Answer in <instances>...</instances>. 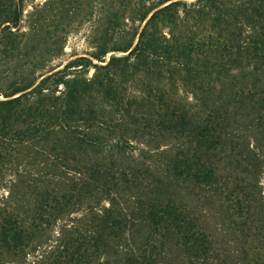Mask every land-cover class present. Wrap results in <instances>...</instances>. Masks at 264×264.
I'll return each mask as SVG.
<instances>
[{
  "label": "trees",
  "instance_id": "obj_1",
  "mask_svg": "<svg viewBox=\"0 0 264 264\" xmlns=\"http://www.w3.org/2000/svg\"><path fill=\"white\" fill-rule=\"evenodd\" d=\"M117 1L118 9L107 18L109 26L128 12L132 22L143 24L128 44L120 42L112 49L128 54L111 56L104 65L90 64L95 68L92 79L74 80L61 101L46 87L61 71L45 76L34 88V81L19 82L6 97L32 89L0 101L1 147L10 140L50 136L56 123H63L61 117L69 118L79 108L92 85L116 99L114 75L143 66L144 73L162 77L164 72H183L180 81L191 90L192 102L185 103L147 84L143 92L149 109L133 115L143 130L173 141L165 171L156 175L135 163L113 159L88 162L69 191H41L31 214L0 210V264H9L7 257L29 253L70 205L76 187L84 195H109V205L97 210L91 230L64 234L52 252L43 251L32 263L164 264L170 247L178 248L187 264H213L216 259L209 235L179 195L183 190L202 195L226 188L231 178L223 182L230 176L222 174L220 154L252 137L240 133L244 126L258 132L257 137L264 134V0ZM20 13L12 0H0V36L2 25L16 26ZM9 35L12 32L7 35L11 45ZM108 51L102 47L95 58L103 59ZM55 83L67 85L58 79ZM28 95L41 98L29 102ZM16 125L20 126L13 129ZM112 148L125 150L119 143ZM232 179L234 189L223 199L242 212L238 193L243 186Z\"/></svg>",
  "mask_w": 264,
  "mask_h": 264
},
{
  "label": "rangeland",
  "instance_id": "obj_2",
  "mask_svg": "<svg viewBox=\"0 0 264 264\" xmlns=\"http://www.w3.org/2000/svg\"><path fill=\"white\" fill-rule=\"evenodd\" d=\"M12 1L21 13L16 26L2 25L0 101L34 88L42 78L56 71L61 73L46 82V87L54 90L53 96L61 101L74 80L88 82L92 79L95 73L92 64L104 65L111 56L127 55L128 52L112 49L120 46V42L128 44L134 30L141 25L132 22L129 12L114 20L112 26L108 25L107 18L118 9L117 0ZM10 32L13 34L9 35L11 45L7 44ZM136 42L137 37L133 46ZM102 47L109 51L98 60L95 57ZM144 70L143 66L133 70L127 67L124 75H114L118 83L116 99L92 85L80 99L79 108L72 110L69 118L61 117L63 123L58 126V121L56 130L46 138L10 140L7 146L1 147L0 132V210L31 214L41 191H69L75 186L71 181L78 182V172L83 171L88 162L113 159L123 164L135 163L156 175L163 174L173 141L143 130L134 122L133 115L147 113L149 109L143 92L147 84L155 91L167 92L174 101L191 103L192 95L190 88L180 81L183 72L180 75L164 72L162 77L146 74ZM56 79L67 85L54 84ZM25 80L34 81L35 85L6 97L14 86ZM40 98L28 95L27 100ZM240 133L252 137L240 140L234 150L227 146L225 154H220L222 174L230 176L223 182L231 178L227 181L228 189L223 187L213 192L220 197L191 190H183L179 195L211 239L216 258L213 264H264V134L257 137L258 132L246 126L240 128ZM255 137L257 141L252 139ZM91 143L97 146L88 147ZM116 143L125 150L113 149ZM232 177L243 186L238 193L243 202L242 212L234 210L223 199L234 189ZM76 188L70 205L32 245L29 253L7 257L9 264H34L33 260L37 262V256L43 251L52 252L64 234L72 230H91L97 210L108 206L111 197L100 192L84 195ZM184 258L178 248L170 247L165 251L164 264H187Z\"/></svg>",
  "mask_w": 264,
  "mask_h": 264
}]
</instances>
